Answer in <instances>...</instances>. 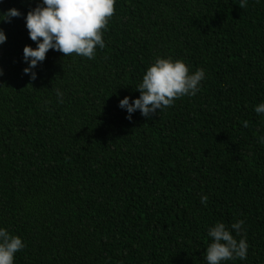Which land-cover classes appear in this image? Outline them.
<instances>
[{
  "label": "trees",
  "instance_id": "16d2710c",
  "mask_svg": "<svg viewBox=\"0 0 264 264\" xmlns=\"http://www.w3.org/2000/svg\"><path fill=\"white\" fill-rule=\"evenodd\" d=\"M39 2L0 0L22 13L0 21V226L25 245L14 264H206L217 221L248 243L222 264H264V0H116L94 58L49 49L30 79L23 14ZM157 56L205 78L127 119L118 100L139 95Z\"/></svg>",
  "mask_w": 264,
  "mask_h": 264
},
{
  "label": "clouds",
  "instance_id": "9594fccd",
  "mask_svg": "<svg viewBox=\"0 0 264 264\" xmlns=\"http://www.w3.org/2000/svg\"><path fill=\"white\" fill-rule=\"evenodd\" d=\"M116 0H40L35 7L24 15L25 27L35 47L26 44L23 47L22 59L26 66L22 71L35 79L36 66L41 63L49 49L59 51L66 56L76 54L88 59L94 58L97 47L103 49L105 41L103 31L106 30L108 19L114 14ZM246 0H240L243 7ZM15 7L0 11V21L10 22L11 18L21 16ZM7 39L3 28H0V44ZM3 70L0 69V75ZM205 78V70L197 68L189 70L182 59L157 56L146 68L142 80L136 85L139 95L129 98L125 95L118 100V107L126 110V118L139 111L148 117L157 110H162L182 96H194ZM58 102L62 103V93L56 90ZM257 114L264 115V102L254 106ZM248 121H244L247 126ZM264 143V137H260ZM202 204H207L208 196L200 197ZM243 220L231 224V229L239 235ZM211 238L203 259L206 264H222L224 261L247 256L248 243L244 238L237 240L224 222L217 221L207 230ZM19 235H14L6 227L0 226V264H14L15 254L24 248Z\"/></svg>",
  "mask_w": 264,
  "mask_h": 264
}]
</instances>
